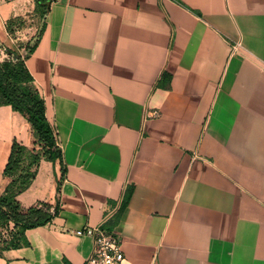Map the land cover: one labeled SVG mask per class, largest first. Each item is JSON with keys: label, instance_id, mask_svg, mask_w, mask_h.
<instances>
[{"label": "crops", "instance_id": "crops-1", "mask_svg": "<svg viewBox=\"0 0 264 264\" xmlns=\"http://www.w3.org/2000/svg\"><path fill=\"white\" fill-rule=\"evenodd\" d=\"M31 2L0 0L2 51ZM26 65L65 175L43 162L54 188L18 200L59 215L0 264H86L76 231L103 225L128 264H264V0H60ZM32 139L1 106L0 195L12 143Z\"/></svg>", "mask_w": 264, "mask_h": 264}, {"label": "trees", "instance_id": "trees-1", "mask_svg": "<svg viewBox=\"0 0 264 264\" xmlns=\"http://www.w3.org/2000/svg\"><path fill=\"white\" fill-rule=\"evenodd\" d=\"M35 5L36 14L43 22L37 33L26 43L25 54L21 55L8 48L7 57L0 59V107L10 106L13 111L21 114L29 123L33 137L32 148L16 140L12 143L3 172L4 178L9 182L0 195V224H14L15 233H12L10 239L0 243V253L27 245L26 231L49 224L60 211L59 202H39L28 210H23L18 201V196L28 190L35 179L37 171L34 167L37 168L41 160H46L53 166L59 165L62 177L65 175L63 151L47 120L45 101L26 65L27 59L39 45L45 29V18L52 4L51 0H35ZM23 24L22 17L11 19L7 25L8 33H16ZM60 189L61 181H57V194Z\"/></svg>", "mask_w": 264, "mask_h": 264}, {"label": "rangeland", "instance_id": "rangeland-1", "mask_svg": "<svg viewBox=\"0 0 264 264\" xmlns=\"http://www.w3.org/2000/svg\"><path fill=\"white\" fill-rule=\"evenodd\" d=\"M28 8H29V10L25 13V15L21 16L24 19L23 27H21V28L19 27L20 30H16L17 31V32L15 31L16 33L9 34L11 37H13L15 39L17 37L19 38V40H18L19 47H15L14 50L17 51L21 55L25 54V45L31 39L30 36L32 37V35H35L37 33V31L41 28V25L43 22V21H41V19H39V16L36 14V11H35L36 5H33V2H31V5H29ZM1 53H3V55H6V51H2ZM32 146H33V139L31 142V146H29V147L32 148ZM38 150H40V149H38ZM43 162H48V161L41 160L38 167L37 168L34 167V169H36V171H37L36 177L33 180V182L31 183L28 190L35 185L37 186V188L40 187L44 191H49L52 186L54 188V186H55L54 180L55 179L51 175L52 174L51 171L47 172V177L44 175V177H45L44 179L37 180V178H39L38 177L39 171H40V168H41V165L43 164ZM28 190H26V191H28ZM25 192H23V193H25ZM39 202L46 203L48 201H37L33 205H31L30 207L34 206L35 204H37ZM20 205H21V203H20ZM21 207L23 210H28L30 208V207L25 208L22 205H21ZM12 233H15L14 224H12V223H9V224L3 223L2 225L0 224V243L2 244V242L5 241L6 239H10L11 238L10 236L12 235Z\"/></svg>", "mask_w": 264, "mask_h": 264}, {"label": "built area", "instance_id": "built-area-1", "mask_svg": "<svg viewBox=\"0 0 264 264\" xmlns=\"http://www.w3.org/2000/svg\"><path fill=\"white\" fill-rule=\"evenodd\" d=\"M59 1L60 0H51V4ZM1 52L2 50L0 49V55L3 54ZM154 116H157V113H154ZM111 216H113V213H108L104 223H106ZM103 226H88L76 231L78 236H89L94 241L93 253L86 264H128L122 250L120 239L114 233L107 231Z\"/></svg>", "mask_w": 264, "mask_h": 264}, {"label": "water", "instance_id": "water-1", "mask_svg": "<svg viewBox=\"0 0 264 264\" xmlns=\"http://www.w3.org/2000/svg\"><path fill=\"white\" fill-rule=\"evenodd\" d=\"M15 59H17V57H15Z\"/></svg>", "mask_w": 264, "mask_h": 264}]
</instances>
